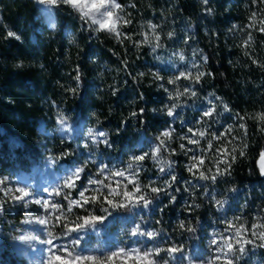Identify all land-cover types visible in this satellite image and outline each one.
I'll list each match as a JSON object with an SVG mask.
<instances>
[{"label": "trees", "instance_id": "obj_1", "mask_svg": "<svg viewBox=\"0 0 264 264\" xmlns=\"http://www.w3.org/2000/svg\"><path fill=\"white\" fill-rule=\"evenodd\" d=\"M131 2L136 4V8L127 9L132 13L133 24L124 31H148L146 25L151 21L160 26L157 31L165 47L153 52L145 45L137 50L128 40L121 44L108 33H92L81 26L77 14L66 6L52 8L56 19L54 27L50 28L44 23L35 0H0V175H13L39 161L45 162L51 154L48 150L58 153L68 146L76 150L74 162L78 163L84 149L78 148L81 145L76 136L67 139L48 130L58 123V109L73 127L84 124L108 132L113 147L92 145L93 151L98 157L119 164L125 162L129 154L148 151L144 150L145 144L153 141L168 124H172L177 133L186 132L207 105L203 98L209 93L222 97L233 113L264 110V69L253 64L240 47L248 30L242 32L238 27L229 31L233 25H246L257 5H252L250 0H209L207 5L202 0H123L125 4ZM206 8H211L212 12L205 11ZM8 30L16 32L21 39H6ZM169 31L175 33L172 39L165 35ZM253 35L251 56L264 63V33L253 32ZM136 39L140 37L133 35V40ZM181 51L186 57L184 61L173 55ZM194 51H197L195 56ZM204 55L208 60L201 70L212 75L197 86L199 98H181V106L176 109L178 117L173 120L166 112L159 111L169 102L167 94L157 87L151 75L139 77L137 74L160 71L168 78L190 68L193 61L202 64L200 57ZM122 61H127V67ZM77 66L79 81L74 79ZM70 88H77V92L66 90ZM114 88L118 89L115 95L112 94ZM141 93L143 100L139 98ZM141 108L143 114L130 115ZM232 115L222 113L219 122L212 124V130L219 135L224 130L222 126L233 123ZM97 119L100 124L96 123ZM248 131L247 155L233 164L232 175L220 178L215 185L199 181L207 187L195 188L194 197L184 191L183 181L190 179L185 168L188 157L183 154L170 157L167 151L162 152V161H175L173 174L179 182L173 189L179 187L180 191H172L176 196L174 203H169L170 197L161 193L151 208L136 210L138 221L143 216L148 226L163 227L177 243H182L186 249L195 244L199 251L204 244L201 229L205 225L212 230L224 227L219 221L225 214L229 218L239 214L245 201L247 206L243 212L251 220L258 207L264 206V175L257 161L264 150V134L259 132L255 121L248 122ZM180 142L174 139L171 144L177 152ZM201 146L206 148L207 141L202 140ZM214 146L219 147V143L214 142ZM144 163L147 170L141 175L142 182L151 179L157 181L155 186H162V181L169 177L159 173L155 161L149 159ZM206 164L212 166L208 160ZM61 165H73V158L66 157L55 164ZM233 187L237 191H228ZM212 196L228 201L224 213L214 207ZM193 202L201 207L189 214L186 205ZM133 213L111 210V215L98 226L104 229L118 215L128 217ZM13 216L9 210L0 215V264L25 263L9 242V221L18 222ZM156 220L161 223L155 224ZM181 220L196 226V233H182L177 227ZM242 264H264V248H250Z\"/></svg>", "mask_w": 264, "mask_h": 264}, {"label": "snow or ice", "instance_id": "obj_2", "mask_svg": "<svg viewBox=\"0 0 264 264\" xmlns=\"http://www.w3.org/2000/svg\"><path fill=\"white\" fill-rule=\"evenodd\" d=\"M202 2L207 5L209 0H202ZM250 2L258 8L256 11H251L248 17L249 22L244 26L233 25L229 31L238 27L242 32H245V29L248 30L245 32L246 39L241 41L240 47L253 64L264 69V63L252 58L250 53L251 45L254 43L253 32L264 33V0H250ZM39 3L49 8L66 6L77 14L82 22L81 26L90 32L108 33L121 44L128 40L137 50L145 45L150 46L153 52L165 47L162 36L157 31L160 26L151 21H148L146 25L148 31L133 33L124 31L127 26L133 24L132 13L127 9L136 8L134 2L125 4L120 0H39ZM205 11L211 13L212 9L206 8ZM133 35L140 39L133 40ZM165 35L168 39H172L175 33L169 31ZM5 38L21 39L20 35L11 30L7 31ZM197 51H194V56ZM173 55H178L180 61L186 59L182 51ZM200 59L203 61L202 64L193 61L190 68L186 67L184 71L168 78L162 76L160 71L137 74L139 77L151 75L157 87L167 94L169 102L159 111L166 112L173 120L178 117L176 109L181 106V98H199L197 86L202 84L205 77L212 75L211 72L201 70L202 67H206L207 55ZM122 63L127 67V61ZM75 72L74 79L79 81L81 79L79 66ZM183 81L187 83H182ZM66 90L73 94L77 92V88ZM117 91L118 89L114 88L112 94L115 95ZM139 98L143 100L144 94L141 93ZM203 99L206 100L207 106L199 113L195 124L188 127L186 132L177 133L176 128L168 124L151 142L148 151L141 150L139 154L130 155L128 160L122 161L119 166L94 158L95 152L89 148L90 143L97 147L103 144L105 148H112L113 143L109 139L108 132L91 127L87 131L88 139L82 146H78V148L89 149L87 158L80 163L74 162L77 159L76 150L71 146L58 153L48 150L51 153L49 160L54 165L59 164L66 157L73 158V166L67 169L61 182L55 186L37 192L19 178L12 175H0V215H3L9 204H12L27 210L21 223L43 226L42 231L46 239H41L39 235H24L19 239L37 240L46 245V264H171L175 260L176 253L183 255L187 264H242L250 248H264V206L258 207L249 220L243 212L247 201L241 206L239 214L231 218L224 215L219 221L224 227L215 228L208 233L207 255L193 254L182 243L173 240L163 227L148 228L143 216L128 232L130 245L120 243L104 251L85 247L87 231L95 230L111 215V210L124 209L132 212L138 209H149L155 200L159 199L161 193L170 197L169 203L176 201L172 191L179 192L180 188L173 189V185L179 182L177 176L173 174L175 161L171 159L162 161L160 159L162 152L167 151L170 157L179 154L188 157L189 163L185 165V168L190 174V179L183 181L186 186L184 191L194 197L195 188L207 187V185H200L199 181H208L215 185L220 178L231 176L233 164L239 158L246 157L249 148V121H255L259 132L264 134V110L255 113H233L230 105L214 92ZM57 111L58 124L67 129L68 118L62 110ZM143 112L144 109L141 108L139 112H132L130 115L137 117ZM222 113H232L233 123L222 126L224 130L217 135V132L212 130V124L219 122ZM96 123L100 124L99 119ZM236 132L240 135L237 136ZM174 139L181 141L178 145L179 152L171 147ZM202 140L207 141L206 148L201 146ZM214 142L219 143V147H215ZM149 159L156 162L159 173L169 177L162 181V186H155L156 180L149 179L147 183L141 180L142 173L147 170L144 162ZM206 160L211 163V167L206 164ZM258 167L261 175H264V150L259 153ZM228 191L235 192L237 189L233 187ZM204 194L207 195V192ZM211 202L217 211L225 212L227 200L212 196ZM31 206H38L37 211L41 214L32 215ZM200 207L201 205L193 202L187 204L185 210L191 214ZM163 210V208L160 209L161 212ZM154 223L160 224L161 221L156 220ZM199 224L200 221L197 218V225ZM177 227L182 233L195 234L197 231V227L190 221L186 223L181 220Z\"/></svg>", "mask_w": 264, "mask_h": 264}, {"label": "rangeland", "instance_id": "obj_3", "mask_svg": "<svg viewBox=\"0 0 264 264\" xmlns=\"http://www.w3.org/2000/svg\"><path fill=\"white\" fill-rule=\"evenodd\" d=\"M36 3L40 6L41 16H43V21L46 25L50 26V28L54 27L56 16H54V11L52 8H49L46 5H42L39 3V0H35ZM123 3V0H120ZM207 105L205 104L204 107ZM68 128H62L58 123L53 127L49 128V131H54L56 135L60 137L70 138L72 135L76 136V140L82 146L84 141L88 139L87 131L88 128L84 124H78L76 127H73L69 120H67ZM181 129L178 130V132ZM153 141H149L144 146L145 149H149L150 144ZM94 146V145H93ZM82 148V147H81ZM89 148L93 150L92 144L90 143ZM89 149H84L82 153V158L78 160L80 163L82 160L87 158ZM131 154H129L130 156ZM98 160H104L105 162H110L112 165L119 166V162H115L114 160H107L98 157L95 154V157ZM129 157L126 158V161ZM125 161V162H126ZM77 163V164H78ZM187 164V163H186ZM73 165H65V166H55L47 160L45 162L39 161L31 166H27V168L19 170L16 174H13V177L19 178L26 185L31 186L32 189H35L37 192H42L44 188H51L56 184L60 183L63 176L65 175L68 168ZM95 169L93 168V171ZM38 206H31L30 211L32 215H40L41 212L37 211ZM7 210L11 212L13 217L17 218L18 222L9 221V225L11 228L9 242L11 244V248L14 250L18 257H21L24 260V264H46L47 257V246L41 244L37 240H21L20 236L24 235H39L41 239H46V235L42 231V227L39 224H24L21 223L22 218L26 215L25 209L9 204L7 206ZM137 211H134L131 216L122 217L118 215L115 217L116 220L113 223H107L104 229L97 226L95 230L89 229L85 236V247L95 250L104 251L108 248L124 243L131 244L129 240L128 232L133 227L134 223H136L139 219L136 216ZM148 228H152L148 226ZM59 231V229H57ZM213 230L211 227L206 226L203 227L200 232V238L203 240L204 244H202V249L198 251L195 248V244L189 247V250L193 254H203L207 255V241H208V233H211ZM150 246V245H149ZM187 253H185L186 255ZM171 264H187V261L184 259V256L180 253L175 254V260L171 262Z\"/></svg>", "mask_w": 264, "mask_h": 264}, {"label": "water", "instance_id": "obj_4", "mask_svg": "<svg viewBox=\"0 0 264 264\" xmlns=\"http://www.w3.org/2000/svg\"><path fill=\"white\" fill-rule=\"evenodd\" d=\"M259 157V156H258ZM258 157H257V161H258Z\"/></svg>", "mask_w": 264, "mask_h": 264}]
</instances>
